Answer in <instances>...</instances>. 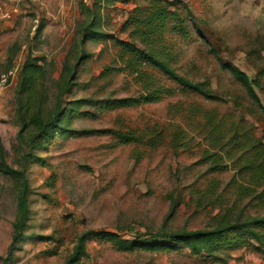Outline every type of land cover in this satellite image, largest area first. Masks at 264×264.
Listing matches in <instances>:
<instances>
[{
  "label": "rangeland",
  "instance_id": "obj_1",
  "mask_svg": "<svg viewBox=\"0 0 264 264\" xmlns=\"http://www.w3.org/2000/svg\"><path fill=\"white\" fill-rule=\"evenodd\" d=\"M175 1L169 10L189 38L165 31L169 19L161 47L178 74L191 81L208 80L220 101L180 89L118 44L127 41L144 48L138 39L130 38L124 25L130 12L142 10L149 0L109 4L104 0H0L9 12L0 21V73L7 69L8 58L18 68L28 52L45 59L49 63L43 81L47 108L54 102L52 80L84 17L81 4H95L100 29L107 35L86 42L87 56L65 95L64 106L70 108L61 125L75 134L55 130L35 145L21 142L14 95L17 77L0 90V138L6 162L24 169L29 183L28 219L8 259L17 185L0 173V264L4 258L7 264H66L83 233L87 235L82 252L72 264H222L191 255L188 249L120 250L99 233L143 240L162 229H208L227 206L242 217L264 214V206L248 201L251 196L238 199L231 194L240 184L232 183V165L240 156L237 165L247 159L250 154L243 153L253 142H238L233 153L224 154L233 136L239 141L234 134L244 130L264 142V114L220 70L209 50L215 46L224 60L252 80L259 78L255 91L264 107V0ZM134 69L142 74L141 82ZM144 81L153 83V88L164 86L166 92L155 101H145ZM79 99L83 101L73 104ZM118 133L132 138L124 140ZM214 162L227 168L211 170ZM222 191L225 196H220ZM228 264H264V250L248 244L233 248Z\"/></svg>",
  "mask_w": 264,
  "mask_h": 264
},
{
  "label": "trees",
  "instance_id": "obj_2",
  "mask_svg": "<svg viewBox=\"0 0 264 264\" xmlns=\"http://www.w3.org/2000/svg\"><path fill=\"white\" fill-rule=\"evenodd\" d=\"M114 0H104L109 4ZM178 1L168 0H149L148 6L142 10L133 9L127 17L124 28L128 29V35L132 39H138L144 48L137 47L132 42L118 41L128 53L141 63L148 64L155 68L167 80L174 83L177 87L184 91L195 93L205 100L215 101L222 100L220 96L213 93L208 80L191 81L184 76L178 74L176 69L170 64L171 56L161 47L163 42V32L165 22L169 19L168 28L165 30L170 34H176L181 39H188L189 35L185 29L178 28L174 13L169 10V6H173ZM81 15L83 19L77 24L72 44L66 54L59 74L52 80L53 85V104L45 107L47 104V95L44 92L43 81L46 77L47 67L49 63L43 58L31 56L28 52L25 60L22 62L15 83V102L17 106V114L19 116L20 129L17 137L21 142L35 145L40 139L50 137L55 130L61 131L63 134L73 135L75 131L66 128L65 120L67 111L70 107H65V95L69 93L74 85L76 70L82 60L86 58L85 49L86 42L89 39L97 41L105 39L107 35L101 31L99 22V11L95 4H81ZM187 16L194 20L191 11L187 8ZM190 18V20H192ZM198 22V21H197ZM199 23V22H198ZM199 26V25H198ZM198 26H196L198 28ZM198 29V33H200ZM202 40H206V36L201 35ZM158 43V45L156 44ZM210 52L216 60L220 70L227 72L232 80L236 82L244 91L245 97L256 106L259 111L264 114V107L255 91L260 87L259 78L252 80L244 71H242L234 63L224 60L218 52V48L210 45ZM39 63H42L41 65ZM13 65L11 58L7 59V69ZM130 64H126L129 67ZM137 73L136 80L142 81V74ZM142 89H145V101H155L160 94L166 92L165 87L159 85L153 88V83L142 82ZM83 99L74 101L73 104L79 103ZM75 110V108H74ZM65 126V127H64ZM98 131H83V134ZM26 135L28 136L26 139ZM120 138L130 140L129 134L118 133ZM239 137V141L233 136V144L224 151V154L231 152L236 148L238 142H253L244 151L243 156L248 153L247 159L242 164H238L241 156L237 159L232 167L234 174L232 175V183L237 180L236 189L231 194L236 198L242 199L244 196L249 197L248 201L264 206V142L256 139L251 131L244 130L235 133ZM232 141L229 140L228 144ZM154 145L157 143H153ZM222 154V155H224ZM208 158V157H206ZM221 158V155H219ZM215 163V162H214ZM227 166H219L218 163L212 164L211 170H223ZM0 173L9 176L17 185L16 195V215L11 224V240L7 250V258L12 254L14 244L20 239L22 230L28 219V202L27 194L29 189L28 179L24 169L11 167L5 158V151L0 138ZM240 177V179H238ZM225 191L220 196H225ZM249 194V195H248ZM223 212L216 218V222L212 228L185 230L179 229L168 231L162 229L155 233H148V238L133 240H121L117 234L111 232H101L111 239L120 250L128 251L134 247H143L154 251H177L180 249H188L191 255H202L207 260L218 261L222 264H228L229 251L244 244H248L257 250L264 246V214L261 216H246L234 214L230 206L222 209ZM83 233L74 245L72 253L66 264H72L77 261L82 252L83 243L86 238ZM255 243V244H254ZM7 258L3 259V263L7 264Z\"/></svg>",
  "mask_w": 264,
  "mask_h": 264
},
{
  "label": "built area",
  "instance_id": "obj_3",
  "mask_svg": "<svg viewBox=\"0 0 264 264\" xmlns=\"http://www.w3.org/2000/svg\"><path fill=\"white\" fill-rule=\"evenodd\" d=\"M9 16V12L0 6V21ZM19 68L16 65H12L5 71L0 73V90L7 87L12 80L17 77Z\"/></svg>",
  "mask_w": 264,
  "mask_h": 264
}]
</instances>
